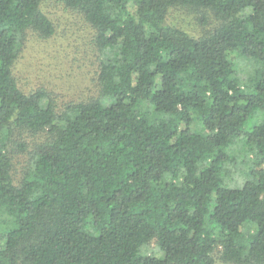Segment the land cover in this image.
<instances>
[{"label": "trees", "instance_id": "1", "mask_svg": "<svg viewBox=\"0 0 264 264\" xmlns=\"http://www.w3.org/2000/svg\"><path fill=\"white\" fill-rule=\"evenodd\" d=\"M62 2L95 31L100 93L57 110L13 73L52 21L0 0V264H264V68L245 82L231 60L264 61V0ZM179 6L210 19L193 34Z\"/></svg>", "mask_w": 264, "mask_h": 264}, {"label": "rangeland", "instance_id": "2", "mask_svg": "<svg viewBox=\"0 0 264 264\" xmlns=\"http://www.w3.org/2000/svg\"><path fill=\"white\" fill-rule=\"evenodd\" d=\"M40 7L52 21L54 33L49 37H42L35 31L27 32L13 68L19 87L25 92L44 89L57 110H62L69 103L97 97L100 93L97 78L100 54L93 42L94 29L77 10L67 7L62 0H41ZM202 15L207 20L210 19L209 13L205 11L179 6L170 10L167 20L197 34L201 29L199 20ZM231 57L236 76L244 81L255 78L264 68V61L247 59L238 53L231 54ZM261 118L263 115L257 110L244 128L248 130L259 123ZM31 141L29 138L26 151L16 152L14 156L13 175L16 181L21 180L28 166ZM241 142L243 143L242 140ZM240 143L236 150L244 149L242 146L245 145ZM228 151L234 152V149L229 148ZM237 154L241 158L246 157L245 152ZM147 247L143 251L162 256L160 251H156L153 241Z\"/></svg>", "mask_w": 264, "mask_h": 264}]
</instances>
